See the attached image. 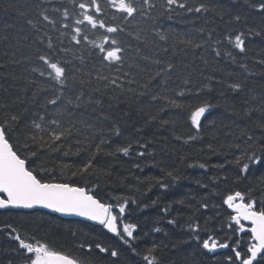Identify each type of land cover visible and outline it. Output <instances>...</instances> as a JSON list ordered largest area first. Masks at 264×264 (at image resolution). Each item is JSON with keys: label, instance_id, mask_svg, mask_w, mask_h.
<instances>
[{"label": "trees", "instance_id": "1", "mask_svg": "<svg viewBox=\"0 0 264 264\" xmlns=\"http://www.w3.org/2000/svg\"><path fill=\"white\" fill-rule=\"evenodd\" d=\"M80 2L84 0H0V121L19 117L10 142L22 157L23 134L33 120L39 122L44 116L45 121L59 119L63 127L71 126L72 135L59 151L41 149L28 166L50 183L84 187L102 203L115 206L123 203L118 197L127 198L123 216L118 208L113 211L121 231L123 224L137 226L135 239L125 244L105 227L40 210H0V264H25L30 255L9 237L6 225H12L26 242H46L83 264H145L143 256L153 245L159 264H228L231 246L237 239L248 241L249 236L228 227L235 214L224 199L240 191L246 194L245 202L250 196L257 200V208L264 207L260 203L264 160L252 163L244 158L236 163L253 149L264 157L260 150L264 145V12L253 7L260 0H188L193 7L204 3L207 11L201 13H188L175 5L169 10L166 0H150L154 7L145 5L146 15L138 13L126 20L107 6V0H99L104 11L89 9V14L121 30L106 33L87 22L80 27L89 41L99 43L102 35L119 41L123 63L111 70L107 62L102 63L98 48L88 41L71 40L75 21L82 19ZM136 2L139 6L142 0ZM42 12L57 21L55 29L43 21ZM239 33H244L243 52L225 39ZM48 37L53 49L48 48ZM41 55L67 62L64 97L55 106L47 101L61 86L54 87L55 82L34 71L45 67ZM100 75L123 77V89L105 88ZM236 83L241 87L233 90L231 85ZM181 91L183 96L178 95ZM68 97L73 103H67ZM203 102L212 107L197 132L189 117L193 107ZM189 136L198 138L185 142ZM129 144L128 155L116 152ZM93 155L94 168L80 172ZM245 163L249 168L242 171ZM189 225L199 227L194 231ZM209 236L220 243L227 240L230 247L204 249L203 240ZM88 243L115 248L120 255L81 247Z\"/></svg>", "mask_w": 264, "mask_h": 264}, {"label": "snow or ice", "instance_id": "2", "mask_svg": "<svg viewBox=\"0 0 264 264\" xmlns=\"http://www.w3.org/2000/svg\"><path fill=\"white\" fill-rule=\"evenodd\" d=\"M73 3H75V0H73ZM145 5L149 9L154 7L150 0H142L139 6L136 0H107V6L115 9L117 13L123 14V19L125 20L129 17H134L138 13L140 15H146ZM174 5L188 13H201L207 11V7L204 3H200L193 7L188 3V0H185L183 3H181L180 0H166V6L169 10H172ZM77 7L80 10L79 14L82 19H77L75 21L76 26L73 29L71 40L75 41L76 44H80L81 40L88 41L91 45L98 48L99 52L103 54L101 61L102 63L107 62L105 66L108 67L109 70H111L113 65H122L123 49L120 47L118 40L108 35H102L98 38L99 43H97L96 40L89 41L87 35H82L84 30L80 25H84L85 22H87L92 29H105L106 33H116L121 30L117 26L107 25L103 19H99L96 15L89 14V9H93L95 13H102L104 11L99 0H84V2H80ZM253 7L264 12V0H260V2L253 5ZM54 11H59V9H54ZM41 16L43 21L48 22L53 29L56 28V20L51 19L43 12ZM68 16L69 11L65 8L63 10V17L66 19ZM113 19H115V16H113ZM235 19L238 21L240 17L236 16ZM28 23L32 24L34 27L36 26L32 20H29ZM61 27L68 28L69 25L62 24ZM64 34V32H61L60 36L62 37ZM45 35L47 34L45 33ZM225 39L241 52L245 51L244 33L235 34L234 36L228 34ZM187 43L192 44V41L189 40ZM199 46V44L193 45V47ZM53 47L52 38L48 37V48L53 49ZM62 51L68 50L62 49ZM215 54L219 56L221 53L217 50ZM39 60L43 62L45 67L43 70L34 69V71H39L41 76H47L51 81L55 82L53 85L54 87L55 85L61 86L57 89V94L54 98L47 101L49 105L55 106L57 102L64 97L62 86H64L68 80L67 62L56 58L55 55H41L39 56ZM168 67L171 68L172 65L169 64ZM117 71H119V69H117ZM161 71H163V69H161ZM156 75L158 76L160 73L158 72ZM98 79L105 82V88L112 87L113 89H123L124 87L122 83L123 77L120 76L100 75ZM128 83L131 84L133 81H128ZM184 83L187 84L188 81H184ZM144 87H147V85H144ZM204 87L207 88L209 86L205 85ZM240 87L241 85L239 83L231 85L233 90L239 89ZM128 91H133V89L129 88ZM184 94L183 91L178 93L180 96ZM153 99H156V97H153ZM76 100H80V96H77ZM67 103H73L71 97L67 98ZM172 103L175 104V101H172ZM210 107H212V105L207 102L193 107L189 119L191 125L197 132L201 127V118ZM57 115L59 116L61 113L58 112ZM18 121L19 117L16 115H12L0 121V209H31L35 206H43L61 213H74L98 221L110 232L115 233L125 244H129L130 239L134 240V231L137 226L135 224H123L121 231L118 226V216L114 214L113 211L114 207L118 208L120 216H123L128 204L127 198L118 197L117 200L123 199V203H117L115 206L109 203H102L86 188L74 186L69 183H50L40 178L36 170L30 169L28 166L30 158L37 157L41 149L48 148L52 151H59L63 147V141L72 135L71 126L63 127L59 119L45 121L44 116L39 117V122L33 120L30 127L26 126V131L23 134L24 143L21 147L25 151L22 157L20 150L10 142L13 136L14 124ZM261 127H264V125ZM197 138V136H189L185 142ZM252 139L253 138L250 136L249 140ZM77 143H79V141H77ZM103 143H105V141L101 139V144ZM32 146H35L37 151H30L29 149ZM131 147V144L118 147L116 152L128 155ZM101 150L100 145H97V152ZM260 150L264 152V145H260ZM111 154L115 155V153ZM139 155L143 156L144 153H139ZM244 158H247V160L252 163H260L264 160V157L257 155L254 149L250 154L246 152L241 157H238L236 163H239L240 160ZM94 159L95 155H93L79 171L82 173H89V171L94 168ZM64 167L68 166L65 165ZM200 167L203 168L206 167V165L201 164ZM248 168L249 164L245 163L242 171H247ZM40 171H44V169L41 168ZM77 174L76 172L72 173L73 176ZM172 175V172L167 173L168 177H172ZM157 182L160 184V187H167L163 182ZM245 201L246 194L240 191L229 194L224 199V204L235 212V215L230 217V220L234 223H230L228 227L232 229L234 233H246L249 236L246 242L242 243L240 239L235 241L234 245L231 246L233 255L227 257V262L228 264H264V207L257 208V200L250 196L247 198V202ZM260 203L264 205V200L260 201ZM204 206L207 207V205ZM241 221L249 222L250 226H246ZM189 227L193 228L195 231L199 226L189 225ZM5 228L11 230L8 232V235L18 242V247L25 250L27 254H30L27 256L25 264H83V262L76 257L58 251L46 242H26L17 230L12 228V225H6ZM156 231H159V229H156ZM198 238L199 237H197V239ZM202 246L204 249L214 251L217 248H229L230 244L227 240L224 243H220L213 236H209L207 239L203 240ZM81 247H86L89 251L94 247L101 253L110 254L111 257H118L120 255L115 248L110 249L102 246L100 243H96L95 245L91 243L87 245L82 244ZM156 247V245H153L146 250L147 254L143 256L145 264H159V260L154 255ZM133 251H135V249H133Z\"/></svg>", "mask_w": 264, "mask_h": 264}, {"label": "water", "instance_id": "3", "mask_svg": "<svg viewBox=\"0 0 264 264\" xmlns=\"http://www.w3.org/2000/svg\"><path fill=\"white\" fill-rule=\"evenodd\" d=\"M0 210H15V211H34V210H40V211L47 212L49 214L57 215V216H59L61 218L81 220V221L88 222V223L93 224V225H96V226L104 227L98 221L91 220L88 217L79 216V215H76L74 213H61V212H57V211H55L53 209L45 208L43 206H35V207L31 208V209H27V208H6V209H0ZM232 212H234V211L232 210ZM242 222H244L245 224H247L248 226H250L249 225V222H247V221H242Z\"/></svg>", "mask_w": 264, "mask_h": 264}, {"label": "bare ground", "instance_id": "4", "mask_svg": "<svg viewBox=\"0 0 264 264\" xmlns=\"http://www.w3.org/2000/svg\"><path fill=\"white\" fill-rule=\"evenodd\" d=\"M6 211V210H5ZM15 211V210H14ZM189 245V244H188ZM223 257V256H222Z\"/></svg>", "mask_w": 264, "mask_h": 264}]
</instances>
